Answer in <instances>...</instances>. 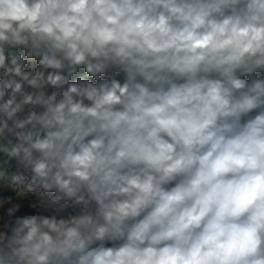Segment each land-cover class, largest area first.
Instances as JSON below:
<instances>
[{"label":"clouds","instance_id":"9594fccd","mask_svg":"<svg viewBox=\"0 0 264 264\" xmlns=\"http://www.w3.org/2000/svg\"><path fill=\"white\" fill-rule=\"evenodd\" d=\"M0 264H264V0H0Z\"/></svg>","mask_w":264,"mask_h":264}]
</instances>
